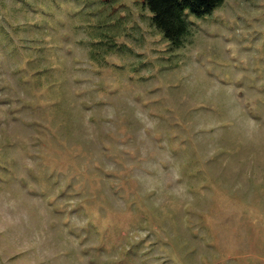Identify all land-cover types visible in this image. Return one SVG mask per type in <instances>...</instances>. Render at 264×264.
I'll use <instances>...</instances> for the list:
<instances>
[{
	"label": "rangeland",
	"instance_id": "rangeland-1",
	"mask_svg": "<svg viewBox=\"0 0 264 264\" xmlns=\"http://www.w3.org/2000/svg\"><path fill=\"white\" fill-rule=\"evenodd\" d=\"M152 19L0 0V264H264V0Z\"/></svg>",
	"mask_w": 264,
	"mask_h": 264
},
{
	"label": "trees",
	"instance_id": "trees-1",
	"mask_svg": "<svg viewBox=\"0 0 264 264\" xmlns=\"http://www.w3.org/2000/svg\"><path fill=\"white\" fill-rule=\"evenodd\" d=\"M224 0H144L153 14L152 24L173 46H180L189 32V17L213 13Z\"/></svg>",
	"mask_w": 264,
	"mask_h": 264
}]
</instances>
